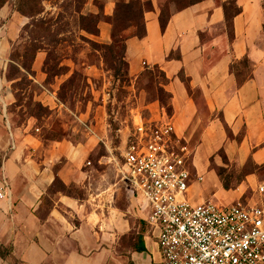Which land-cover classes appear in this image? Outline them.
<instances>
[{
    "label": "crops",
    "instance_id": "0c3cea01",
    "mask_svg": "<svg viewBox=\"0 0 264 264\" xmlns=\"http://www.w3.org/2000/svg\"><path fill=\"white\" fill-rule=\"evenodd\" d=\"M10 1L0 6V189L8 185L0 199V264H163L156 233L138 220L122 186L104 180V174L100 179L90 161L103 138L99 123L73 126L55 88L44 89L40 102L55 111L72 139L45 143L32 131L36 119L17 125L8 112L13 103L5 78L10 50L28 23ZM98 2L109 18L130 0H86L84 11L94 12ZM140 2L144 33L124 41L123 59L131 78L145 70L162 75L160 88L170 112L156 101L152 118L162 115L187 148L193 179L186 198L264 206V192H259L264 186L263 0L169 5L164 28L160 19L167 0ZM97 28L92 38L109 43L111 24L102 20ZM41 63L38 54V83ZM74 118L86 125L89 111ZM105 159L100 163L108 166ZM219 169L230 177L229 190L222 187ZM241 172L245 175L237 180Z\"/></svg>",
    "mask_w": 264,
    "mask_h": 264
},
{
    "label": "rangeland",
    "instance_id": "374dc122",
    "mask_svg": "<svg viewBox=\"0 0 264 264\" xmlns=\"http://www.w3.org/2000/svg\"><path fill=\"white\" fill-rule=\"evenodd\" d=\"M85 1H10L13 9L27 18L28 23L10 50L5 78L10 84L13 103L8 112L14 116L17 125L30 117L36 119L32 131L45 143L72 139L70 130L63 131L64 128L59 126L55 111L40 102L44 89L52 91L55 88L56 98L63 103L62 109L71 117L73 126L77 123L85 128L99 123V134L103 138L97 141L90 161L98 169L96 173H100V179L104 174V180L115 181L122 186L138 220L145 221L147 210L141 196L122 179L116 168L121 160L122 141L133 131L134 122H138L140 117L146 124L166 122L162 115L152 118L156 113V101L164 105L167 112V96L160 88L163 78L157 70H145L137 78H131L127 73L123 59L124 40L141 34L143 27L138 10L119 5L116 15L106 18L101 14L99 2L97 10L85 12ZM170 1L176 3V8L190 2ZM102 20L111 24L109 43H100L92 38L98 34L97 26ZM38 54H42V80L39 83L34 79ZM86 111H89V120L84 125L74 117ZM68 116L63 120L65 124L70 120ZM105 156L107 163L104 164L108 166L100 163ZM242 174L238 173L236 178Z\"/></svg>",
    "mask_w": 264,
    "mask_h": 264
},
{
    "label": "built area",
    "instance_id": "2783aa9c",
    "mask_svg": "<svg viewBox=\"0 0 264 264\" xmlns=\"http://www.w3.org/2000/svg\"><path fill=\"white\" fill-rule=\"evenodd\" d=\"M133 124L119 173L143 200L163 264H264V206L190 202L189 156L172 124ZM7 189L3 183L0 199Z\"/></svg>",
    "mask_w": 264,
    "mask_h": 264
},
{
    "label": "trees",
    "instance_id": "16d2710c",
    "mask_svg": "<svg viewBox=\"0 0 264 264\" xmlns=\"http://www.w3.org/2000/svg\"><path fill=\"white\" fill-rule=\"evenodd\" d=\"M8 0H0V6H2L3 4H5ZM198 0H190V2H188L186 5L182 6V7H178L176 8V3L175 2H171L170 0H167L168 2V5L165 9L162 10L161 12V19H160V23H161V28H164L165 27V24H166V20L167 18L169 17V8L168 6L169 5H173L175 6V9H180V8H184L186 6H189V5H192L194 3H196ZM264 5V4H263ZM127 6H130L131 8H133L132 10H138L139 11V15H140V21L142 22V31H141V34H135L134 36H141L143 33H144V25H143V21H142V12H143V9H142V3L140 2V0H130L129 4ZM121 6H117V11L118 9L120 8ZM138 8V9H136ZM116 15V14H115ZM118 16V15H117ZM98 22V20L96 19V23ZM114 27V25H113ZM128 38V37H127ZM125 38V40L127 39ZM124 40V41H125ZM244 64L247 65V61L244 60L243 61ZM170 112V108L167 107V113ZM225 171L223 169H219L217 170V175L223 180V183H222V187L223 189L225 190H229V181L228 179L230 178L229 176H224L225 175ZM243 173V172H241ZM245 175V173H243L242 175H240L241 177L240 178H237V180H241L243 178V176ZM0 255H2V252L0 251Z\"/></svg>",
    "mask_w": 264,
    "mask_h": 264
}]
</instances>
